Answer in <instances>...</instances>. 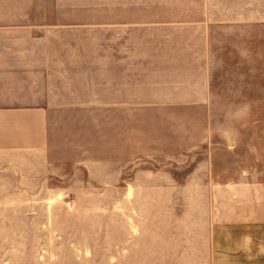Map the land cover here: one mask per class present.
I'll use <instances>...</instances> for the list:
<instances>
[{
    "label": "rangeland",
    "instance_id": "374dc122",
    "mask_svg": "<svg viewBox=\"0 0 264 264\" xmlns=\"http://www.w3.org/2000/svg\"><path fill=\"white\" fill-rule=\"evenodd\" d=\"M0 8L5 23L68 24L62 66L79 74L56 75L71 103L51 113L52 145L0 150V264H123L160 246L210 249L191 257L199 264H264V0ZM101 66L135 81V157L123 168L127 124L97 116Z\"/></svg>",
    "mask_w": 264,
    "mask_h": 264
},
{
    "label": "crops",
    "instance_id": "0c3cea01",
    "mask_svg": "<svg viewBox=\"0 0 264 264\" xmlns=\"http://www.w3.org/2000/svg\"><path fill=\"white\" fill-rule=\"evenodd\" d=\"M32 12V9H25L17 15L28 17ZM2 15H7V9L0 8V18ZM26 20L5 23L0 19V150H40L52 145L51 113L57 106L71 103L57 96L56 75H79L62 66L71 61L70 56H64L63 52L64 48H71V43L66 45L59 33L70 26L57 22L37 23L29 18ZM98 62L102 65L104 58L99 56ZM96 75L97 116L100 117V113L103 116L105 111L113 115L118 112L119 118L127 124L126 129L122 126L117 138L121 146L119 150L126 152L118 165V168H123L127 161L135 157L134 146H128L133 140L131 123L134 117L130 112L135 107V81L127 75L114 73L110 79L104 78L102 66ZM195 75L205 73L202 71ZM179 133V142L182 143ZM103 164L107 166V163ZM115 166L112 165V168ZM136 250L140 252L135 253L139 258L136 261L128 259L123 264H199L191 257L213 254L208 248L189 247L160 246ZM206 264L213 263L206 261Z\"/></svg>",
    "mask_w": 264,
    "mask_h": 264
}]
</instances>
